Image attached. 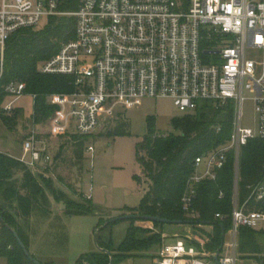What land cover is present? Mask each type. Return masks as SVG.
<instances>
[{
	"label": "built area",
	"instance_id": "obj_1",
	"mask_svg": "<svg viewBox=\"0 0 264 264\" xmlns=\"http://www.w3.org/2000/svg\"><path fill=\"white\" fill-rule=\"evenodd\" d=\"M62 3L0 0L1 62L14 33L40 28L54 17L76 18L74 38L39 64L41 73L68 75L74 84L70 93L47 97L57 107L48 120V135H90L118 108L140 106L145 98H171L184 113L205 102L231 103L230 139L195 158L182 199L184 209L196 217L192 201L197 185L215 180L228 151H234L231 226L222 249L207 251L204 239L188 236L163 242L154 264H212L216 255L219 264H236L240 228L264 222V209L255 207L264 202V177L247 186L244 201L239 188L242 148L251 139H264V0H80L75 11L64 10ZM211 55L221 61L210 62ZM25 88V83L12 81L5 90L19 97ZM247 92L255 102L256 129L242 125ZM13 109V101L4 105L7 112ZM41 132L36 127L31 131L23 155L16 158L31 171L46 168L53 159Z\"/></svg>",
	"mask_w": 264,
	"mask_h": 264
},
{
	"label": "trees",
	"instance_id": "obj_2",
	"mask_svg": "<svg viewBox=\"0 0 264 264\" xmlns=\"http://www.w3.org/2000/svg\"><path fill=\"white\" fill-rule=\"evenodd\" d=\"M79 2L80 0H63L62 8L75 11ZM75 29L74 16H59L50 19L42 29L20 30L7 40L3 62L0 61V123L8 130L15 133L26 118L21 107L9 112L4 110V102L10 96L5 90L9 82L25 83V94L34 96L31 119L35 125L48 121L57 109L56 106L48 103L49 95L74 91L73 77L41 73L39 64L57 54L63 43L73 39ZM232 121L231 103L221 107L205 102L195 111L172 119L175 133H156L150 122L149 132L139 144V161L149 186L139 207L132 210L133 215L140 217L133 219L148 222L141 216L153 215L170 220H181L183 224L194 228L210 225L211 231L200 229V235L205 238V249L210 252L221 251L223 234H226L231 226L235 179L234 151H228L226 163L218 171L215 180H205L197 185V194L192 201L196 217L190 216L184 209L182 199L188 181L195 171V158L224 145L230 139ZM218 128L220 130H217ZM124 133L117 130L115 134ZM85 137L79 134L71 135L74 155L80 161L84 155ZM18 172L23 174L22 183L15 178ZM263 177L264 139H251L242 148L240 156L241 201L247 196V186ZM221 193L223 197H220ZM255 207L264 209V202ZM39 209L43 214L50 210L46 191L20 161L0 153V258L5 259L7 264H37L35 260L39 261L30 253L29 236L21 223L22 219L29 220ZM89 211L87 209L77 215ZM217 213L223 218L216 217ZM186 221L190 222L186 224ZM110 223L112 222H107L105 226ZM152 224L159 228L166 225L159 221H154ZM16 232L33 259L27 256L20 246L15 236ZM263 239L264 231L241 227L238 248L247 255L260 254L262 253L260 242ZM162 242L161 231H153L144 226H131L119 246L120 256L140 255L154 246H161ZM194 244L199 247L197 242ZM99 246L110 252L112 250L111 241L99 243ZM104 250L81 255L78 264H109L111 254ZM39 262L54 264L52 261Z\"/></svg>",
	"mask_w": 264,
	"mask_h": 264
},
{
	"label": "rangeland",
	"instance_id": "obj_3",
	"mask_svg": "<svg viewBox=\"0 0 264 264\" xmlns=\"http://www.w3.org/2000/svg\"><path fill=\"white\" fill-rule=\"evenodd\" d=\"M46 23L44 20L41 27L36 29H42ZM215 61L221 60L211 55L210 62ZM245 95L242 125L256 129L258 117L255 102L250 93ZM34 99L32 94L27 93L19 97L10 95L5 100L4 105L13 101L14 109L21 107L26 118L15 133L0 123V153L21 157L24 153L23 142L35 127L46 134L49 142L52 162L46 168L28 170L46 191L50 210L43 214L39 209L29 220H21L29 236L30 253L39 261L78 264L81 255L101 252L103 248L99 243L111 241L112 264H154L160 245L140 255L120 256L119 246L131 226L161 231L165 243H174L188 236L205 239L200 235V229L212 230L210 225L194 228L190 225L166 224L159 228L151 221L133 218L116 220L105 226L120 216L133 215L132 210L139 207L146 194L149 183L139 161V144L149 132L150 122L156 133L176 132L172 119L185 113L175 107L171 98H145L140 106L118 108L113 117L85 137L81 161L74 155L71 135L58 136L59 139L53 140L47 134L48 121L33 123ZM117 130L125 133L115 134ZM89 146L94 150L89 151ZM15 178L22 183V172H18ZM87 209L90 210L88 213L77 215ZM260 225V229H264V222ZM228 239L229 235H226ZM260 245L262 253L257 256L244 254L238 248L236 264H264V239ZM0 264L7 262L0 258Z\"/></svg>",
	"mask_w": 264,
	"mask_h": 264
},
{
	"label": "water",
	"instance_id": "obj_4",
	"mask_svg": "<svg viewBox=\"0 0 264 264\" xmlns=\"http://www.w3.org/2000/svg\"><path fill=\"white\" fill-rule=\"evenodd\" d=\"M207 53H210L212 51H206ZM133 217H140V215H125V216H120L118 218H115L109 222H114L116 220H120V219H127V218H133ZM141 218L147 220V221H159V222H162V223H166V224H183V221L181 220H170V219H166V218H161V217H158V216H153V215H143L141 216ZM108 222V223H109ZM190 221H186L185 223H189ZM15 236L20 244V246L24 249L25 253L27 256H29L31 259H33V257L30 255L28 249L26 248L24 242L21 240V238L19 237L18 233L16 232L15 233ZM223 236L225 237V233L223 234ZM223 243H224V240H223ZM104 250V249H102ZM106 253L108 254H111V252L109 250H104ZM110 263L109 264H112V258L110 259ZM214 260H215V263L216 264H219V261H218V256L216 255L214 257ZM37 264H41L39 261L35 260Z\"/></svg>",
	"mask_w": 264,
	"mask_h": 264
},
{
	"label": "crops",
	"instance_id": "obj_5",
	"mask_svg": "<svg viewBox=\"0 0 264 264\" xmlns=\"http://www.w3.org/2000/svg\"><path fill=\"white\" fill-rule=\"evenodd\" d=\"M13 105H14V103H13ZM15 107V106H14ZM42 131V130H41ZM42 133V132H41ZM39 138L41 139V140H44L45 142H46V144H47V146H48V148H49V150H50V152H51V149H50V145L48 144L49 142H48V140H47V138H46V134H44V135H40L39 136ZM49 138L50 139H53V140H56V139H59L60 137H58V136H52V135H49ZM13 157V156H12ZM19 158V157H18ZM181 225H185V224H181ZM260 227H261V225L260 226H258L257 228H255V230L256 231H264V229H260Z\"/></svg>",
	"mask_w": 264,
	"mask_h": 264
}]
</instances>
